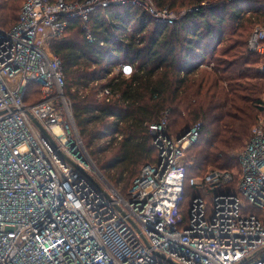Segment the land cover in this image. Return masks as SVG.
<instances>
[{"label":"built area","instance_id":"built-area-1","mask_svg":"<svg viewBox=\"0 0 264 264\" xmlns=\"http://www.w3.org/2000/svg\"><path fill=\"white\" fill-rule=\"evenodd\" d=\"M129 5L160 25L177 21L154 0H26L18 24L0 28V264H264L263 118L237 155L239 169L188 180V151L201 124L172 136L167 112L149 127L157 162L126 194L89 155L51 43L71 20H81L93 42L89 17ZM248 47L264 66V23ZM133 69L123 64L115 72L129 78ZM30 87L40 99L28 105ZM110 94L105 88L98 98ZM187 185L198 194L184 217Z\"/></svg>","mask_w":264,"mask_h":264},{"label":"trees","instance_id":"trees-1","mask_svg":"<svg viewBox=\"0 0 264 264\" xmlns=\"http://www.w3.org/2000/svg\"><path fill=\"white\" fill-rule=\"evenodd\" d=\"M25 2L0 0L2 30L18 24ZM154 2L177 16L174 25L156 23L140 6L113 7L89 17L93 42L82 21L71 20L63 37L51 43L83 143L123 194L144 167L157 162L149 127L167 112L172 136L201 124L199 140L188 151V180L239 169L237 155L264 119V66L248 47L254 28L264 23V0ZM123 64L134 67L129 78L115 72ZM36 88L30 87L34 98L28 105L40 99ZM105 88L110 96L99 99ZM104 134L121 139L105 145ZM197 194L187 185L184 217Z\"/></svg>","mask_w":264,"mask_h":264},{"label":"water","instance_id":"water-1","mask_svg":"<svg viewBox=\"0 0 264 264\" xmlns=\"http://www.w3.org/2000/svg\"><path fill=\"white\" fill-rule=\"evenodd\" d=\"M35 123L40 127V129L42 130L43 134L48 137L49 139H51L50 135L47 133V131H45L36 121ZM189 131H183L181 133V135L179 136V138L183 137L184 135H186Z\"/></svg>","mask_w":264,"mask_h":264},{"label":"rangeland","instance_id":"rangeland-1","mask_svg":"<svg viewBox=\"0 0 264 264\" xmlns=\"http://www.w3.org/2000/svg\"><path fill=\"white\" fill-rule=\"evenodd\" d=\"M173 13V12H172ZM256 24H253V25H250L249 28H248V31L247 33L249 34L251 29L255 26ZM92 158V157H91ZM93 159V158H92ZM95 161V160H94ZM99 167V166H98ZM105 173V172H104ZM106 177H107V174L105 173Z\"/></svg>","mask_w":264,"mask_h":264},{"label":"snow or ice","instance_id":"snow-or-ice-1","mask_svg":"<svg viewBox=\"0 0 264 264\" xmlns=\"http://www.w3.org/2000/svg\"><path fill=\"white\" fill-rule=\"evenodd\" d=\"M126 71H129V69H126Z\"/></svg>","mask_w":264,"mask_h":264}]
</instances>
